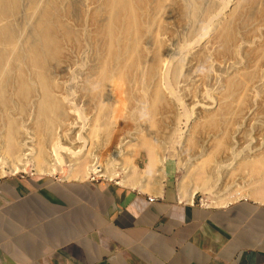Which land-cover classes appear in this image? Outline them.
I'll return each instance as SVG.
<instances>
[{"label":"bare ground","instance_id":"6f19581e","mask_svg":"<svg viewBox=\"0 0 264 264\" xmlns=\"http://www.w3.org/2000/svg\"><path fill=\"white\" fill-rule=\"evenodd\" d=\"M214 67L224 71L215 89ZM254 98L261 121L264 0H0V178L30 165L77 180H113L122 169L121 184L161 195L185 104L200 117L189 119L180 198L193 202L220 172L229 192L216 191L207 206L244 197L264 203V140L231 144L240 123L257 119ZM141 108L145 127L123 145L120 122H137L131 112ZM165 120L171 131L159 140L148 123ZM198 134L201 149L190 145ZM142 152L144 169L136 162ZM237 175L248 183L235 185Z\"/></svg>","mask_w":264,"mask_h":264},{"label":"crops","instance_id":"0c3cea01","mask_svg":"<svg viewBox=\"0 0 264 264\" xmlns=\"http://www.w3.org/2000/svg\"><path fill=\"white\" fill-rule=\"evenodd\" d=\"M0 264H264V203L108 179L0 178Z\"/></svg>","mask_w":264,"mask_h":264},{"label":"rangeland","instance_id":"374dc122","mask_svg":"<svg viewBox=\"0 0 264 264\" xmlns=\"http://www.w3.org/2000/svg\"><path fill=\"white\" fill-rule=\"evenodd\" d=\"M175 42L178 43L177 40ZM180 57H182V58L183 57H187L186 56V52L184 51L183 53H181ZM212 71L214 72L215 75L211 74L209 76L211 85L208 86V88H214L215 89L216 85L218 83V80H219V76L222 75L224 73V71L222 69L218 68V67H214L212 69ZM193 81H196L195 77H193ZM71 92H72V89H71ZM203 93H204V91H203ZM200 95H202V94L199 93L198 96H200ZM69 98L73 99L74 96L71 94ZM68 102L71 103V101H68ZM252 103H253L252 104V108L250 110H251V113L252 112H253V114L255 113V116H256L255 118H257V119L250 120L249 122L244 123L245 125H243L241 123L238 125L239 128H241V129L238 131V134L236 135V139H234V141H232V143H231L232 146H235L236 144H239L241 142V137H243L244 139L250 140V142H253V144H254L253 146L257 145V144H255L257 142V140L259 142L264 140V135L257 132V131H259L258 129H264V126H261V125L264 124V122H263L264 119H262L261 121L258 120V118H260L261 115L260 114L258 115V112H256L257 110L255 111V107L257 108L255 98H254ZM196 104H197V107H198V105L200 103L196 102ZM178 111L182 115V120L176 126V130H175V132L173 133V135L171 137V142L169 144V150H168V152L166 154V166H167V169H166V177H165L164 184H165V189L173 191L174 194H176L180 198V195H179L180 190H181L180 183H181V181L183 179V176L187 172V164L182 165V163H181L182 162L181 154H183L185 152V149L187 148V143H188L187 141L190 139V137H189L190 133L189 132L191 130L192 124H191V122H189V119L192 118L193 122H194L195 119L200 117V114H198V112H194V110H190L189 106L187 105V107H186L185 104H184V106L180 105V108L178 109ZM146 112H147V109H145V108H141V109H138V110H135V111L131 112L132 113L131 117H135L137 119V122L136 121H132L131 119L130 120L129 119H124V120H122L120 122V128H119L118 132H120V134L125 132V134L123 133L121 135V138L123 140V142H122L123 145H124L125 141H127L129 139L128 136L133 137L132 135H134L137 130H141L142 127H145L144 119L146 118V115H145ZM252 116H254V115H252ZM141 117H142V119H141L142 121L140 120ZM170 122L171 121H168V120H165L163 122L161 121V122H158V124L156 126L155 125L152 126L151 123H148L149 124L148 126H151L152 128H155V134H157L156 138H159V140H160L161 137L169 135V132L171 131V127L169 128ZM100 124H98V130L100 128V131H98V132L103 133V131H102L103 126H100ZM242 129H244V131ZM100 136H101V134L98 137H100ZM197 136L202 138V139H200V138L198 139ZM187 138H188V140H187ZM195 139H197V141H195ZM133 143H136V141H134ZM83 145H86V147H88V141H86ZM190 145L192 147H194V148L198 147L197 149H201L203 147V145H204V137L201 134H198V135L194 136L192 138V141H191ZM64 146L65 147H70V148L72 147L71 144H68V143L64 144ZM97 146L99 147V144H97ZM136 147L137 146L132 145L129 148L132 149V148H136ZM238 148H241V146H238ZM62 150L65 151V149H60L61 155L65 157L66 153H64ZM110 151H111V148L106 150L105 152H103V157L102 158H103V162L104 163H106L107 160L109 159L108 153ZM196 155L198 156L199 154L197 153ZM242 155H243V153H242ZM140 156L136 159V162L140 166V168L144 169L146 167L145 164H146L147 158H146L144 152H142ZM186 156L188 157L187 154H186ZM239 157H241V156H238L237 158H239ZM191 158H192L191 160H194L195 156H191ZM119 160H120V158H119ZM200 161H201V159L199 160V162ZM190 162H188V163H190ZM193 164H195V163H193ZM32 167L33 166L30 165L26 172H19L17 174H11L10 173V174H8L6 176H9V175H17V176H21L22 175L23 176V175H37L38 174V175H45V176H50V177L66 179V172L65 173H58V174H54V175L39 174V173H36V171H34ZM66 167L67 166H65L64 168H66ZM67 169H68V167L65 170H67ZM221 171H222V169H221ZM120 172H121V175L119 177H117V179H113L112 181H117V182L121 181V179L123 178L124 174L122 172V169H120ZM218 174L219 175H217V177L215 176V178H216L215 182H217V185L214 186V187H206L205 189L199 190L197 192V194L195 195V197H194L195 202L200 203V200L204 199V202H206L205 204H207V202L209 204H211V198H214L215 196H217L216 191L217 192L221 191V192H224V193H226L227 191L229 192L228 189L224 190V188H223L224 184L226 183V176H225L226 174H223V173H220V172H218ZM6 176H3V177H6ZM98 177L100 179H108L109 180V178H107L104 175H101V176H98ZM234 179H235V185L241 186V185H246L248 183V182L247 183H245V182L242 183V181H244L245 179L241 178L239 175H237V177H235ZM70 180H72V179H70ZM190 184H191L190 179H186L185 186L189 187ZM183 189H184V187H183ZM245 198H248V197H244L242 199H245ZM248 199H252V198H248ZM253 200H255V199H253ZM234 201H236V200H234ZM213 206H215V205H213Z\"/></svg>","mask_w":264,"mask_h":264},{"label":"built area","instance_id":"2783aa9c","mask_svg":"<svg viewBox=\"0 0 264 264\" xmlns=\"http://www.w3.org/2000/svg\"><path fill=\"white\" fill-rule=\"evenodd\" d=\"M90 178L93 179V180H94V179H100V178H99L98 176H96V175H94V176H92V177H90ZM205 203H206V202H204V199H201V200H200V204H201V205H206ZM206 206H207V205H206Z\"/></svg>","mask_w":264,"mask_h":264}]
</instances>
